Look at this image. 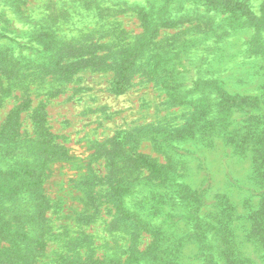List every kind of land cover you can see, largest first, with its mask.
Masks as SVG:
<instances>
[{"label": "rangeland", "instance_id": "374dc122", "mask_svg": "<svg viewBox=\"0 0 264 264\" xmlns=\"http://www.w3.org/2000/svg\"><path fill=\"white\" fill-rule=\"evenodd\" d=\"M240 1L250 14L209 9L201 0H0V129L12 110L30 99L18 118L20 146L14 153L33 167L42 163V196L0 191L4 218L15 228L32 229L30 237L40 239V244L33 239L22 244L28 264H65L77 252L92 261L107 255L124 260L131 244L147 252L143 264H159L152 255L153 232L161 229L163 249H172L190 227L191 195L177 193L176 183L190 192L204 190V213L218 199L233 205V213L242 216L234 239L240 248L236 264H264V235L244 232L264 191L259 183L264 175L257 177L251 154L237 153L224 138L241 126L238 121L250 106L226 110L231 113L227 119L218 111L222 91L260 96L264 105V21L258 22L264 0ZM152 34L126 89L116 91L122 49ZM51 39L57 46L50 45ZM156 61L157 74L150 79ZM172 74L182 94L175 102L169 95L173 83L166 84ZM39 113L46 117L52 144L64 146L66 155L28 147L39 132ZM176 129L182 135L175 138ZM118 133L126 138L113 151ZM139 153L165 166L172 180L149 179L148 171L128 160ZM110 161L118 163L111 166ZM6 167L0 157V170ZM112 170L132 172L134 186L125 201L147 219V228L138 227L136 233L113 228L117 199L105 195L108 181L115 180ZM94 171L97 176L87 179ZM168 214L174 217L167 219ZM186 238L183 261L192 257L201 263L198 244ZM5 243L0 241V254L19 263L4 254Z\"/></svg>", "mask_w": 264, "mask_h": 264}, {"label": "trees", "instance_id": "16d2710c", "mask_svg": "<svg viewBox=\"0 0 264 264\" xmlns=\"http://www.w3.org/2000/svg\"><path fill=\"white\" fill-rule=\"evenodd\" d=\"M202 4L209 9L229 12V13H247L250 14L251 11L245 3L239 1H231V0H201ZM257 19V18H256ZM264 21V14L258 17V22L261 23ZM44 28V27H43ZM45 35H49L46 33ZM51 38V37H50ZM145 39L134 45V47L122 49L124 58L121 60L119 66H117V79L115 81L114 88L116 91H124L126 89V85L128 83L129 72L133 68L136 59L140 55L143 49L148 47L154 38L152 35H146ZM50 45L57 46L54 44V40H49ZM161 60V59H160ZM159 60V62H160ZM18 61V60H17ZM16 61V62H17ZM158 61L152 64V68L149 69L147 77L150 79H154V76L157 74L158 69ZM55 63H59V61H55ZM176 76V71H175ZM177 78H174V74L169 76L166 80V84L170 86V82L173 84L170 86L169 95H171L172 102L175 100L182 98V94L177 92ZM175 83V84H174ZM31 100L25 99L20 105L15 107L8 115L7 120L3 124L0 129V157L6 161L7 167L5 169L0 170V176L3 180H0V191L2 195L9 196H18L22 195L25 192H31L34 196L40 197L41 194V176H43L41 169V162H38L34 167L30 165V161L26 159H21L16 157L14 153L15 150L20 146V140L18 139L19 134L16 126L19 121L18 118L20 113L28 108ZM194 102H189V104H193ZM261 97H243L241 95H232L226 92H221L220 101H219V109L218 111H224L226 119L231 116V113L226 110H230L231 108L237 106L241 110H245L248 107L247 115L242 117L238 123H241L240 127L234 128L232 131V135L224 136L225 142L231 146L238 153L251 154L253 158V163L255 164L254 168L257 173V177L260 178L261 175H264V105L260 107ZM211 109L212 104H209ZM208 110V111H209ZM36 127L39 129L37 138L33 139L31 143L28 144V147L35 152H39L40 154H52L63 156L66 155V151H64V146H59L57 144H52V137H49L51 134L48 131V127L46 125V117L43 113H39L36 116ZM214 127L209 129V132ZM202 130V126L200 127ZM159 132V131H158ZM214 134V132H211ZM181 132L179 129L175 130V138L181 136ZM126 135H122L118 133L116 143L113 146V151L117 148L116 146L120 145L121 142L125 140ZM174 136V135H173ZM154 136L153 138H155ZM169 139V137H167ZM15 154V157H14ZM133 165L139 170L145 169L148 171L149 179H158L162 183L170 182L172 178L170 177L169 171L165 166H162L155 159H152L150 156L139 153L128 159ZM117 161H110L111 166L116 165ZM113 174L115 177L114 182L112 183L110 180L109 188L106 190L105 195H109L110 197H114L117 199L115 205L118 214L114 216L112 222H115L113 228L123 227V230H129L132 228V233H136L140 227H148L147 219L144 218L142 213L139 211L132 209L127 205L125 201V197L127 194L132 193L133 181L129 178V173L132 174L131 171L125 173L124 175H120L118 171L112 170L110 174ZM93 174L97 176L94 172H90L87 176V179L90 178V175ZM264 179V178H263ZM261 187L264 188V181L259 182ZM177 193L180 191H184L192 199L187 203V206L190 208L187 211L188 220L190 223V227L188 231L183 233L184 237L180 241H177L174 248L170 249V247L163 249V232L161 229H158L160 232L155 233L153 235L155 239L152 242V255L157 258L159 264H163V261L169 258V262L166 264H195L192 261V257L188 259V261H183L182 252L183 247L186 245V237L189 240L195 241L198 244V254L196 258H201L202 262L199 264H222L218 258L221 256L226 258V262L224 264H236V255L238 252L240 253L237 245H234V239L237 238L238 234L236 231H239L240 221H242V216L236 215L233 213L231 205L227 201H223V199H218L216 203L213 205L214 208L207 209V213H204L203 205L206 207V196L205 192L202 188L195 189L193 192H190V188L183 183H176ZM92 184L88 185V189L92 188ZM91 191V190H87ZM261 197L259 203L256 208L252 209L250 215H248L250 219V224L248 227L244 229V232L247 235H264V191L260 193ZM162 196V195H160ZM144 201V200H142ZM247 203V202H246ZM43 204L40 206L42 208ZM251 206V205H250ZM39 207V208H40ZM43 210L39 211L40 217H43ZM190 213V214H189ZM174 217L171 214L167 215V219H171ZM39 218V215H38ZM239 223V228L237 227ZM245 226V225H244ZM139 227V228H138ZM157 227V226H156ZM156 229V228H155ZM32 230V229H30ZM28 228L25 231V227L22 224V227L15 228L13 224L8 222L3 216V209L0 208V241L6 242L2 246V250L4 254L7 255L9 261L11 258L15 262H19L16 264H28L26 260V255L22 250V244L31 239L35 241L36 244H40V239L37 240L35 237L31 238L29 235ZM210 235V236H209ZM212 235V237H211ZM212 238V239H211ZM86 240H84L85 242ZM134 241V240H133ZM184 241L183 244H181ZM210 243L208 244V242ZM236 243V241H235ZM238 248V251L236 250ZM126 250V249H125ZM171 251L175 252L171 255ZM128 256L122 260L121 258L117 259L113 255H107L102 260H93L89 255H87L84 259L80 255L74 253L71 257L65 259V264H143L147 258V252H142L137 249L133 244L130 245L127 249ZM11 257V258H10ZM195 258V256H194ZM83 259V260H82ZM235 259V260H234ZM157 261V262H158ZM0 264H11L0 254Z\"/></svg>", "mask_w": 264, "mask_h": 264}]
</instances>
